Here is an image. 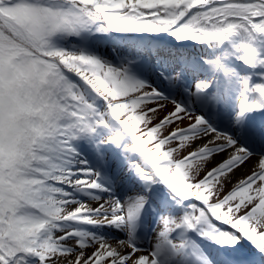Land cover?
Instances as JSON below:
<instances>
[{"label":"snow or ice","instance_id":"6c2138e0","mask_svg":"<svg viewBox=\"0 0 264 264\" xmlns=\"http://www.w3.org/2000/svg\"><path fill=\"white\" fill-rule=\"evenodd\" d=\"M0 264H264V0H0Z\"/></svg>","mask_w":264,"mask_h":264},{"label":"bare ground","instance_id":"6f19581e","mask_svg":"<svg viewBox=\"0 0 264 264\" xmlns=\"http://www.w3.org/2000/svg\"><path fill=\"white\" fill-rule=\"evenodd\" d=\"M240 173H241V172H237V173L235 174V176H236V177H237V176L239 177ZM234 178H235V177H234Z\"/></svg>","mask_w":264,"mask_h":264},{"label":"rangeland","instance_id":"374dc122","mask_svg":"<svg viewBox=\"0 0 264 264\" xmlns=\"http://www.w3.org/2000/svg\"><path fill=\"white\" fill-rule=\"evenodd\" d=\"M242 174H243V173L241 172V173H240V175H239V177H241V176H242ZM237 177H238V176H237ZM234 179H235V178H234Z\"/></svg>","mask_w":264,"mask_h":264}]
</instances>
